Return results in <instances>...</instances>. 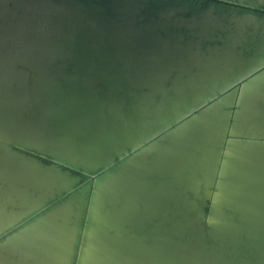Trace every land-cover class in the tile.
I'll list each match as a JSON object with an SVG mask.
<instances>
[{"label":"bare ground","instance_id":"6f19581e","mask_svg":"<svg viewBox=\"0 0 264 264\" xmlns=\"http://www.w3.org/2000/svg\"><path fill=\"white\" fill-rule=\"evenodd\" d=\"M0 264H264V0H0Z\"/></svg>","mask_w":264,"mask_h":264}]
</instances>
